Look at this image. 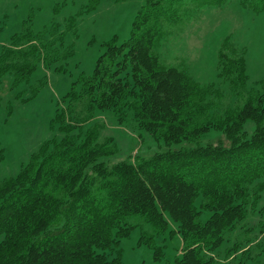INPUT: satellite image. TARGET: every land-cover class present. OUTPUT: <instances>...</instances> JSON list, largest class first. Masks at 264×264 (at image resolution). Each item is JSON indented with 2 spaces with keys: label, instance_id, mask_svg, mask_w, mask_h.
Listing matches in <instances>:
<instances>
[{
  "label": "trees",
  "instance_id": "1",
  "mask_svg": "<svg viewBox=\"0 0 264 264\" xmlns=\"http://www.w3.org/2000/svg\"><path fill=\"white\" fill-rule=\"evenodd\" d=\"M100 1L70 16L64 29L54 20L36 32L32 13L1 48L0 81L12 74L16 87L40 64L65 73L57 64L74 56L65 46L66 35ZM229 1L193 0L186 6V0H146L130 38L103 44L93 73H81L73 82L61 102L67 108L51 122V129L59 126L61 139L43 143L17 176L0 181V264H124L120 244L135 229L128 217L144 216L159 235L169 228L165 214L184 243L174 264H215L210 254L264 190V93L220 114L215 104L222 93L213 83H197L183 69L163 67L153 50L193 7H223ZM254 1L264 12V0ZM220 66L219 76L230 81L232 91L245 89L243 58L230 62L222 52ZM77 103L81 111L74 116ZM97 110L112 111L120 123L132 114L139 129L166 150L135 163L109 165L101 159L115 150L97 141L98 129L82 134ZM248 121L255 126L251 135L245 129ZM211 131L221 132L229 145H201ZM205 212L210 216L203 221ZM144 242L160 261L163 249L153 238Z\"/></svg>",
  "mask_w": 264,
  "mask_h": 264
},
{
  "label": "rangeland",
  "instance_id": "2",
  "mask_svg": "<svg viewBox=\"0 0 264 264\" xmlns=\"http://www.w3.org/2000/svg\"><path fill=\"white\" fill-rule=\"evenodd\" d=\"M93 0H0V52L8 45L13 35L19 33L24 21L33 13L32 28L38 32L48 28L52 21L61 23L82 11ZM193 0H186V6ZM230 0L223 7H193L189 15L177 27L169 29V35L161 38L154 47L163 67H177L188 72L201 84H214L222 93L215 104L216 111L223 114L227 108L236 109L244 102L264 93V12L254 0ZM146 0H101L98 7L77 19L74 32L66 35L65 46L74 50V56L57 64L66 72H57L55 67L45 70L40 64L27 81L13 86V75L7 74L0 81V181L15 177L33 153L48 140L63 134L51 129L57 112L61 113L68 103H61L69 93L73 82L81 75H91L105 42L118 37L120 43L130 38L132 25ZM58 10L57 13L55 11ZM228 60L243 58L246 62L248 82L245 89L232 91L230 81L220 77V54ZM227 68L230 63H226ZM233 65V63H232ZM45 85L34 97L43 79ZM60 104V105H59ZM59 105V107H58ZM81 111V104L74 108V116ZM98 129V142L108 143L115 153L103 158L109 165L119 161L135 163L156 152L166 150L150 135L141 131L129 114L120 123L112 111L97 110L84 125L82 134ZM245 129L251 135L254 123L248 121ZM78 130L75 134H78ZM229 143L221 132L211 131L199 141L201 145ZM194 146V144H184ZM177 147V146H174ZM201 198L198 200V205ZM249 205L246 218L234 229L225 233L222 246L210 254L215 264H264V190ZM210 213L205 212V221ZM169 228L157 235L155 228L142 215L130 216L127 223L135 226L129 238L120 244L124 264H174L183 249L182 236L177 225L165 214ZM144 237V240H142ZM153 238L156 246L163 249L164 256L155 260V251L144 241Z\"/></svg>",
  "mask_w": 264,
  "mask_h": 264
}]
</instances>
